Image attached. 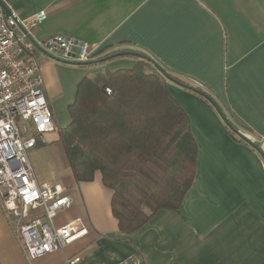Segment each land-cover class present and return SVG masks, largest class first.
<instances>
[{"label":"crops","instance_id":"0c3cea01","mask_svg":"<svg viewBox=\"0 0 264 264\" xmlns=\"http://www.w3.org/2000/svg\"><path fill=\"white\" fill-rule=\"evenodd\" d=\"M21 17L42 9L38 39L64 33L93 46L131 47L166 72L212 95L256 147L237 139L219 111L167 77L168 90L190 117L198 156L193 184L178 210L160 209L125 233L100 177L77 182L58 140L71 123L78 85L96 66L37 56L56 130L29 152L39 182L63 185L74 203L56 226L81 219L89 232L64 249L29 260L0 206L1 264H117L138 254L144 264H264V0H4ZM118 57L102 68L131 69ZM47 166L43 171L41 168Z\"/></svg>","mask_w":264,"mask_h":264},{"label":"trees","instance_id":"16d2710c","mask_svg":"<svg viewBox=\"0 0 264 264\" xmlns=\"http://www.w3.org/2000/svg\"><path fill=\"white\" fill-rule=\"evenodd\" d=\"M134 52L142 53L131 47L105 48L83 64L95 70L80 80L68 106L71 123L57 132L75 180L100 177L112 191L110 208L125 233L143 227L160 209H179L193 184L198 156L190 117L168 90L167 77L152 57ZM118 57L138 62L131 69L102 68Z\"/></svg>","mask_w":264,"mask_h":264},{"label":"built area","instance_id":"2783aa9c","mask_svg":"<svg viewBox=\"0 0 264 264\" xmlns=\"http://www.w3.org/2000/svg\"><path fill=\"white\" fill-rule=\"evenodd\" d=\"M47 18L46 9L21 17L0 4V206L29 260L64 249L89 232L81 219L56 226V217L70 209L74 199L61 184L39 182L29 159L30 150L57 129L37 56L73 64L93 57V46L74 36L36 38L34 31ZM81 259L77 254L66 261ZM117 264L144 262L131 254Z\"/></svg>","mask_w":264,"mask_h":264},{"label":"water","instance_id":"95a60500","mask_svg":"<svg viewBox=\"0 0 264 264\" xmlns=\"http://www.w3.org/2000/svg\"><path fill=\"white\" fill-rule=\"evenodd\" d=\"M0 4L2 5V7L6 10V12L11 13V9L9 8V6L6 4V2L4 0H0ZM127 54V52H119L116 53V55H125ZM134 54H136L137 56L140 57H146L145 54L143 53H136L134 52ZM76 64H80V63H76ZM156 68H158L161 72H163V74L168 77L171 80H175L179 83H181L183 86H185L186 88H189L191 90H194L195 92L201 93L203 96L206 97V99H208V101H210V103L219 111V114L222 116V118L224 119V121L226 122L227 126H229L230 128L234 129V131L241 137L243 138L246 142H248L249 144L253 145L254 147L256 146V144L250 139L248 138V136L246 137L245 134H243L241 131H239L238 129L235 128V126H233V124L231 123V121L229 120V118L226 116V114L223 113V110L220 108V106L217 104L216 101H214V99L208 95L205 91H203L202 89H199L196 86H191V85H187L184 84L180 81H178L175 77H172L171 74H169L168 72H166L163 68H161L159 65L155 64Z\"/></svg>","mask_w":264,"mask_h":264},{"label":"rangeland","instance_id":"374dc122","mask_svg":"<svg viewBox=\"0 0 264 264\" xmlns=\"http://www.w3.org/2000/svg\"><path fill=\"white\" fill-rule=\"evenodd\" d=\"M144 69H146L147 71H151V70H153V67L150 65H146ZM46 168H47V166H43L41 169L44 171Z\"/></svg>","mask_w":264,"mask_h":264}]
</instances>
